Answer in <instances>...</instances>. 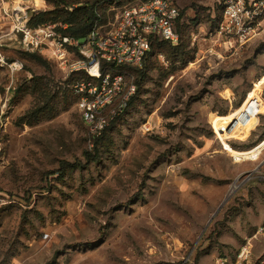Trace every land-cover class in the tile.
<instances>
[{
  "label": "rangeland",
  "instance_id": "rangeland-1",
  "mask_svg": "<svg viewBox=\"0 0 264 264\" xmlns=\"http://www.w3.org/2000/svg\"><path fill=\"white\" fill-rule=\"evenodd\" d=\"M21 1L0 0V264H237L244 246L263 260L264 139L250 144L264 137V35L239 49L215 33L223 0H170L184 57L149 56L96 154L79 78L11 32L5 11ZM142 1L108 8L106 23ZM29 2L34 16L55 10Z\"/></svg>",
  "mask_w": 264,
  "mask_h": 264
},
{
  "label": "built area",
  "instance_id": "built-area-1",
  "mask_svg": "<svg viewBox=\"0 0 264 264\" xmlns=\"http://www.w3.org/2000/svg\"><path fill=\"white\" fill-rule=\"evenodd\" d=\"M40 11L29 0H22L5 15L12 24V34L25 52L48 56L67 76L78 77L72 86L75 106L92 139L99 138L127 110L136 87L109 66L140 67L158 39L177 46L180 42L178 22L181 12L170 0H148L124 7L114 20L97 21L86 39L79 41L64 35L67 25L31 26L32 17ZM219 40L241 49L264 35V0H223L220 22L215 30ZM0 39V45L2 44ZM83 77V78H81ZM246 96L241 108L248 102ZM249 106L254 105L251 101ZM218 119V118H217ZM212 131L221 142L233 140V129ZM235 140V139H234ZM251 249L244 246L237 264H251ZM252 264H264V259Z\"/></svg>",
  "mask_w": 264,
  "mask_h": 264
},
{
  "label": "trees",
  "instance_id": "trees-1",
  "mask_svg": "<svg viewBox=\"0 0 264 264\" xmlns=\"http://www.w3.org/2000/svg\"><path fill=\"white\" fill-rule=\"evenodd\" d=\"M49 4L53 5L55 10L49 14H39L38 16L32 17L31 26L36 27L38 25H42V23L48 24H58L67 25V29L64 32V35L74 38L76 40L82 41L87 38L93 29L98 17V13L101 14L104 23L105 20V12L108 8H119L123 5V0H46ZM148 0H143L142 2H146ZM37 5L40 3L35 1ZM63 6V8H61ZM180 21V20H179ZM179 24V22H178ZM178 29V26H177ZM179 33V32H178ZM180 36V33H179ZM180 42L177 46H172L167 42L160 41L158 39H154L152 41L151 50L147 54L145 60L143 61L140 67H131V66H121L114 67L109 66L113 74H121L128 78L129 76H137L139 79L138 82L134 83L136 87L135 95L130 99L128 103V108L132 107L136 103V99L138 98L139 90L141 89V81L145 78V73L150 69L151 63L147 64L149 56L152 58L159 53L166 54H176L175 57L182 58L184 57V48L180 46ZM36 59V57H34ZM39 58V57H38ZM37 58V59H38ZM147 60V61H146ZM39 95L46 99L49 97L48 89L45 87L40 92ZM76 102V99H75ZM112 124V123H111ZM112 127V125L110 126ZM108 127L103 134L96 139L94 143V152L97 154L98 145L100 142L106 137L108 131L110 130ZM264 137H261L259 140L262 141ZM251 147L255 145L253 143L250 144ZM85 160L87 162H98V156L96 157L91 152H85L84 154ZM74 166V165H73Z\"/></svg>",
  "mask_w": 264,
  "mask_h": 264
},
{
  "label": "bare ground",
  "instance_id": "bare-ground-1",
  "mask_svg": "<svg viewBox=\"0 0 264 264\" xmlns=\"http://www.w3.org/2000/svg\"><path fill=\"white\" fill-rule=\"evenodd\" d=\"M237 188H238V185H234V187L231 190V194H233L236 191Z\"/></svg>",
  "mask_w": 264,
  "mask_h": 264
},
{
  "label": "crops",
  "instance_id": "crops-1",
  "mask_svg": "<svg viewBox=\"0 0 264 264\" xmlns=\"http://www.w3.org/2000/svg\"><path fill=\"white\" fill-rule=\"evenodd\" d=\"M263 101V100H262ZM264 102V101H263ZM260 139V138H259ZM259 139H255V141L253 142L254 145H258V143H260Z\"/></svg>",
  "mask_w": 264,
  "mask_h": 264
},
{
  "label": "water",
  "instance_id": "water-1",
  "mask_svg": "<svg viewBox=\"0 0 264 264\" xmlns=\"http://www.w3.org/2000/svg\"><path fill=\"white\" fill-rule=\"evenodd\" d=\"M226 202H227V200L224 202V204H225ZM224 204H223V205H224ZM223 205H222V206H223ZM222 206H221V207H222ZM219 210H220V209H219ZM219 210H218V211H219Z\"/></svg>",
  "mask_w": 264,
  "mask_h": 264
}]
</instances>
